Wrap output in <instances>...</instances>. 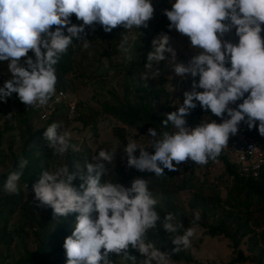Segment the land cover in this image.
Masks as SVG:
<instances>
[{
  "label": "clouds",
  "instance_id": "obj_1",
  "mask_svg": "<svg viewBox=\"0 0 264 264\" xmlns=\"http://www.w3.org/2000/svg\"><path fill=\"white\" fill-rule=\"evenodd\" d=\"M169 3L171 10L163 11L170 22L168 30L187 37L190 49L196 51L187 63L179 62L170 36L161 32L151 42L140 79L148 87L149 79L160 76L161 62H167L176 77L192 78L191 88L183 93L182 103L177 100L176 111L163 114L160 125L165 130H147L154 154L134 138L123 148L128 169L155 176H163L165 169L177 171L188 161L197 165L216 161L241 123L264 137V0ZM154 12L153 0H0V62H7L11 74L0 86V102L7 103L16 94L27 108L48 105L56 95V66L86 28L94 31L98 25L111 33L122 27L118 51L128 53L125 33L137 30L141 35L139 30L149 27ZM73 16L82 23L74 24ZM88 43L82 45L86 48ZM198 106L221 123L212 119L187 126L186 117ZM6 118L11 119L12 113ZM169 125L171 131L166 130ZM43 138L54 156L80 151L62 123L50 124ZM113 160L114 153L100 150L91 162L86 160L83 167L77 163L72 171L68 166L43 170L32 185L33 203L51 209L54 220L75 214L72 233L63 244L66 264H113V254L123 264H137V258L129 255L130 247L143 257L140 264H169L170 254L148 241V232L157 231L159 222L173 234L175 252L180 246L190 247L194 228L177 234L182 224L171 212L161 218L146 180L135 178L130 187L102 182ZM28 163L19 160L7 175L3 192L19 194Z\"/></svg>",
  "mask_w": 264,
  "mask_h": 264
},
{
  "label": "rangeland",
  "instance_id": "obj_2",
  "mask_svg": "<svg viewBox=\"0 0 264 264\" xmlns=\"http://www.w3.org/2000/svg\"><path fill=\"white\" fill-rule=\"evenodd\" d=\"M174 2L175 0H172V3ZM167 3L170 5L169 0H167ZM156 12H161V10H157ZM86 32L87 36L89 34L90 36L94 35L93 43L86 48L82 45L89 37L80 42V49L78 52L74 50L72 56L77 70L65 75L67 81L66 89H56V91L62 90L67 94L66 101L75 106L77 116L73 120L70 119L68 110L66 112L61 107L56 117H54V122L62 123L63 130L71 134V142L79 146L80 151L77 152L79 161L77 163L80 166L84 165L86 160L91 162V157L100 150L112 152L114 153V160L107 165L108 172L104 176V179L113 183L120 182L124 186L130 187L131 182L135 178L130 179L128 182L124 180L127 177H133L134 170L126 167V161L123 159V148L126 147V143L130 138L136 139L138 144L147 148L151 143L149 140L151 138L147 137V130L138 132L136 129L128 128L115 121L101 110L100 103L104 99L113 103L115 98L121 100L125 95H127L126 99L131 104L134 103L136 97H134L132 85L137 79L141 78V74L145 69L143 67L142 70L134 71L131 75L118 74L113 71L114 63H122L124 61L123 57L118 55L109 58L101 56L102 53L106 52V49L105 40L103 41V39L98 37V25L94 31L90 29V32ZM102 33L108 36L106 41L111 44L117 39L116 35L118 33H114L113 31L111 33H105L103 30ZM126 35L129 41L134 40L133 31L127 32ZM168 35L170 36V46L177 52L178 61L187 63L194 55L193 51H196L190 49L189 39L180 35L175 30L169 31ZM153 39H151V42ZM98 59L100 60L102 69L107 70V74L103 77L94 78L91 75L96 74L95 70L98 67V63L96 62L99 61ZM79 61L83 62L78 63ZM2 63L4 62H0V79H4L6 76V73L1 69ZM161 63L162 67H167V69L160 71V76H157L155 80L151 81L153 85L157 86L159 81L164 79V87L167 93L170 94L173 93L176 85L190 88V77L181 80L171 71L172 66L169 63ZM149 75H151V70H149ZM125 85L128 86L127 92H125ZM0 86H3L1 81ZM179 101L182 103L181 99ZM19 102L16 94H13V97L7 103L0 102V204L7 197L13 199L12 203L4 207V214L0 218V257L9 258L12 264H16L19 259L24 258L25 253L34 252L37 249L42 238L41 225L46 219L49 221V226L46 231L47 234H54V229L62 225L60 219L54 220L52 217H48L46 209L39 208L33 203L34 195L31 197H25L23 195L22 185L24 182H19V194H8L2 191L3 185L6 182L3 180L2 175L8 172L11 167L9 151L11 150L12 153L18 154L26 139L25 130L20 120L21 116L18 115L20 105L21 107L25 105L21 102L19 104ZM9 113H12L11 119L6 118ZM35 113L32 107L23 108V116L27 120V125L31 132L41 129L44 125L43 120L45 118L40 117L41 120H38ZM196 121V124H198L200 122H210L211 119L205 113H201ZM117 133L122 134L121 139L117 137ZM136 154L139 155V151ZM225 159L229 161V158L226 157ZM39 166L42 171H55L57 168L65 166V158L64 156H54L51 150L47 160L41 161ZM183 168L184 166L181 165L172 181V185H166L162 189L155 187L151 190L158 201L156 206L162 207L163 211L166 210L163 205V192L169 196L170 203L182 212L189 210V201L196 192H200L203 197L217 194L220 203L226 200V193L230 187V179L225 175L223 165L219 161H212L205 167L194 163V166L186 167L185 169L187 170L183 171ZM182 176L186 180L189 179L191 181L190 184L194 185L195 189L186 188L180 190L179 186ZM224 207L226 208V205ZM198 212L199 210H195L193 215L196 217ZM213 213L217 214L216 212ZM212 214L207 217V223H212ZM255 220L259 223L263 222L259 226V229H256L259 235V231L264 224V214L256 213ZM73 226L67 227L65 231L70 233L73 230ZM191 228L195 230V234L191 238V245L188 247L192 261L190 263H184L182 261L173 262L169 260V264H225L233 257V251L226 239L222 237L209 238L204 235L205 232L202 228ZM53 243L51 241L49 247L54 245ZM258 244L264 254V239L259 240ZM247 247V243L243 239L238 249L244 256L250 255L247 252ZM131 256L137 258V264H140V261L143 259L133 249ZM112 258L113 264H123V261L116 257L115 254L112 255ZM37 260L38 258L36 259V263L43 262L44 264H50L52 262V258H47L44 261ZM243 264L252 263L245 262Z\"/></svg>",
  "mask_w": 264,
  "mask_h": 264
},
{
  "label": "trees",
  "instance_id": "obj_3",
  "mask_svg": "<svg viewBox=\"0 0 264 264\" xmlns=\"http://www.w3.org/2000/svg\"><path fill=\"white\" fill-rule=\"evenodd\" d=\"M153 6L155 9L154 18L149 22V27L147 29L141 28L139 30L141 35L137 30H133L134 40H128V45H126V47L129 48L128 53H122L118 51V43L122 39L121 34L124 33V29L118 27L113 30L114 33L118 34L116 35V41L111 44L106 41L108 36L104 35L102 33V28L98 26V37L103 39V41L105 40L104 43L106 49V52L102 53L101 56L109 58L111 56L118 55L124 59L122 63L118 64V62H115L113 65V71L117 72L118 74L131 75V73L134 71L142 70L146 63L147 54L152 50L151 39L155 38L161 32L168 34V25L170 22L168 21L167 17L163 15V11L165 9L171 10V6L167 3V0L157 1L153 3ZM157 10H161V12H156ZM72 22L74 24L81 23L80 21L76 20L75 16L72 17ZM262 28H264V25H262ZM86 31L90 32V28H86ZM86 31L80 40H74V44L69 47L67 55H64L56 66V89H66L67 81L65 79V75L77 70V67L73 63L72 56L74 50L78 52L80 49V42L89 37L86 39V41L89 42L88 45L93 43V38H95L94 35L90 36L89 34L87 36ZM261 35L262 38H264V32H262ZM29 55L33 54L30 52ZM128 56H130L131 59H128ZM80 62L83 61H79L78 63ZM96 63H98V67L95 70L96 74L91 75V77L96 78L105 76L107 74V70L102 69L100 60ZM1 69H3L4 73H6L5 78L0 79L1 84L3 85L4 81L10 78L11 74L8 72L7 62L2 63ZM163 69H167V67H162L161 63L159 72ZM151 81L152 79L147 81L148 87L143 85L141 79H137L135 83H133L132 90L135 95L134 97H136L134 103L131 104L126 99L127 95L123 96L121 100L115 98L113 103L104 99L100 103L101 110L115 121L125 125L128 128L136 129L138 132H143L149 128H156L158 131L165 130L162 129L160 125L161 120L164 118L163 114L170 113V109L175 103V98L177 95L175 93V88L173 93H167L164 87V79L160 80L157 86L153 85V82ZM191 82L192 78L190 77V87ZM127 88L128 86L125 85V92H127ZM179 99L183 101V96L179 97ZM25 107L26 106L21 107L20 105L18 115L21 116L20 120L25 130L26 139L23 142L22 148L18 154L12 153L11 150L9 151L11 167L8 172L2 175V178L6 181L7 175L11 171L15 170L18 167L19 160L24 158L27 159L29 163L24 169V174L19 182L33 185L42 172L39 164L41 161L47 160V157L51 151V149L47 147V141L43 138V132L50 124L54 123V117H56L59 109L62 107L67 112L68 107L62 103L56 105L53 109V112L47 118H45V120H43V127L34 132L30 131V128L27 125V120L23 116V108ZM33 109L36 112L35 115L38 120H41L39 112L35 108ZM76 111L77 110H75L74 106V116L70 119L73 120L75 116H77ZM201 113H205L211 120H216V122L219 123V118L212 116L210 110L208 112H204L198 106L191 112L189 116H187L188 121L193 127L197 125L196 119ZM245 127L248 135L256 138L264 150V138L259 135L258 130L256 128L249 130L247 125H245ZM166 130L171 131V125H169L168 129ZM117 137L121 139L122 134L117 133ZM147 148H149L148 151L150 153L154 154V149H151V143L147 146ZM76 153L77 152H72L69 150L64 155L65 166H68L70 171L74 170L73 166L79 161L78 153ZM217 161L223 165L224 173L230 179V187L227 190L225 201L220 203L217 194H213L211 196L206 195L203 197L200 192H196V195H192V198L189 201V210L182 212L180 209L174 207L170 203L169 196L163 192V205L166 210L163 211L162 207L158 206H156V210L161 218H163L169 212L174 213L177 216L178 222L182 224V227L177 233L179 235H182L185 229L199 227L204 230V235L208 236L209 238L222 237L226 239L233 251V257L225 264H243L245 262L252 264H264V254L258 244L259 240L264 239V224L259 231L260 234L258 235V231L256 229H259V226L263 222L259 223L255 220L256 213L264 214V177H260L257 180L239 177L236 173V167L233 164L228 163L224 157H218ZM211 162L212 160H210L208 164ZM173 163L175 164V162ZM181 165L184 166V171L187 170L185 169L186 167L194 166V162H187ZM207 165L201 166L205 167ZM83 166L84 165H81V167ZM177 172L178 170L168 171L165 169L163 176H155L154 173H140L134 170L132 175L133 177H127L124 181L128 182L132 178H142L147 181L150 190H153L155 187H160L162 189L166 185H172V181ZM104 178L105 177L102 178V182L105 180ZM180 180V190L186 188L195 189V186L190 184L191 181H189V179L186 180L185 177L182 176ZM75 183L78 185V181ZM12 202L13 199L10 197L3 199L2 203L0 204V218L2 217V214H4V207ZM224 205H226V208ZM195 210H199L196 217L193 215ZM213 212H216L217 214ZM46 213L48 217L53 218L51 209H46ZM211 214L212 223H207V217H209ZM47 220L48 219H46L41 225L42 238L40 239L41 241L39 242L37 249L34 252L25 253L24 258L19 259L16 264H37V258V261H44L47 258H52V262L50 264H66V255L63 244L65 238L70 236L72 231L67 233L65 230L67 227L74 225L75 214H70L67 218H61L60 220L62 225L55 228V233L51 235L47 234L46 232L47 227L49 226V221ZM147 237L148 241L153 243L157 248H159L160 251L169 253L171 261H182L184 263H190L192 261L188 248L180 246V250L174 252L176 248V245L172 243L174 236L173 234H167L159 222L157 225V231L150 230L147 234ZM243 239H245V243H247V252L250 254L249 256H244L243 253L238 249ZM51 241L54 242V245L49 247V243ZM129 254H132L131 248H129Z\"/></svg>",
  "mask_w": 264,
  "mask_h": 264
},
{
  "label": "built area",
  "instance_id": "obj_4",
  "mask_svg": "<svg viewBox=\"0 0 264 264\" xmlns=\"http://www.w3.org/2000/svg\"><path fill=\"white\" fill-rule=\"evenodd\" d=\"M157 1L164 0H153V3ZM190 88L176 85L175 93L177 97L175 98V103L172 105L170 112L177 110V100L179 97L183 96L185 91L190 90ZM66 98L67 94L64 91H56V95L52 98L48 105L35 109L39 112L41 118H47L53 112L54 107L62 103L68 107V116L71 118L74 116V105L67 102ZM219 123H221L220 119ZM187 126L193 127L188 119ZM219 157L229 158V161L227 162L236 167V173L239 177L248 178L250 180H257L260 177H264V150L256 138L248 135L245 124L243 123L239 126L238 134L230 138L228 147L221 152ZM22 191L26 197L34 195L32 184L24 183L22 185ZM0 264L12 263L9 258L0 257Z\"/></svg>",
  "mask_w": 264,
  "mask_h": 264
}]
</instances>
